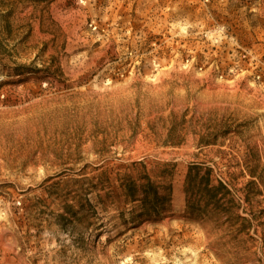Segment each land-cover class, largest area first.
<instances>
[{
  "label": "rangeland",
  "instance_id": "obj_1",
  "mask_svg": "<svg viewBox=\"0 0 264 264\" xmlns=\"http://www.w3.org/2000/svg\"><path fill=\"white\" fill-rule=\"evenodd\" d=\"M0 264H264V0H0Z\"/></svg>",
  "mask_w": 264,
  "mask_h": 264
},
{
  "label": "trees",
  "instance_id": "obj_2",
  "mask_svg": "<svg viewBox=\"0 0 264 264\" xmlns=\"http://www.w3.org/2000/svg\"><path fill=\"white\" fill-rule=\"evenodd\" d=\"M202 167L199 165H193L189 169V174H188V184L190 186V190L195 191L196 194L200 195L203 200H207V206L210 203H214L215 208L217 210H220V194L222 192H226V188L223 184L218 185L217 187L212 188L211 187V171L208 170L206 174L201 178L199 182H197V179L201 175ZM225 193L224 195H226ZM197 208L194 207L193 209L195 212H199L201 215L205 214L206 208Z\"/></svg>",
  "mask_w": 264,
  "mask_h": 264
}]
</instances>
